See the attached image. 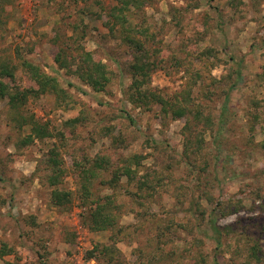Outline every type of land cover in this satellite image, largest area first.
<instances>
[{"label": "rangeland", "instance_id": "374dc122", "mask_svg": "<svg viewBox=\"0 0 264 264\" xmlns=\"http://www.w3.org/2000/svg\"><path fill=\"white\" fill-rule=\"evenodd\" d=\"M112 5V0H0V61L28 60L55 77L64 92L29 96L18 115L0 100V250L5 245L13 251L0 264H99L87 252L114 242L115 264H264V0H154L131 17L132 24L146 20L154 37L148 47L159 50L148 88L173 99L187 83H196L192 97L209 124L191 116L172 120L157 104L128 99L145 88L131 86L126 72L131 51L119 33L109 32L105 14ZM79 48L110 73L102 92L56 63L59 54L70 62ZM207 48L211 53L201 57ZM229 75L235 87L226 100L228 86L221 79ZM6 81L19 89L33 86L21 68ZM252 114L259 118L250 131ZM21 117L32 123H20ZM77 117L82 121L74 133L67 131L63 123ZM33 123L53 136L35 137ZM60 132L65 142L56 138ZM29 135L33 142L25 144ZM54 143L67 170L59 187L73 195L66 208L49 205L51 188L42 182L45 166H39ZM96 154L106 162L94 168L89 189L100 203L112 198L113 231H90L91 206L78 201L74 156ZM120 166L130 167L136 178L113 180ZM138 178L149 186L133 197ZM217 202H238L240 208L221 216ZM202 210L222 228L220 250L209 238L214 233ZM252 241L260 251L257 260L248 258Z\"/></svg>", "mask_w": 264, "mask_h": 264}, {"label": "trees", "instance_id": "16d2710c", "mask_svg": "<svg viewBox=\"0 0 264 264\" xmlns=\"http://www.w3.org/2000/svg\"><path fill=\"white\" fill-rule=\"evenodd\" d=\"M152 1L154 0H112L113 5L105 14L108 19L107 24H110L109 32L113 34V36L115 32L119 33L118 36L121 39V42L131 51V60L127 63L126 68V72H129L131 75V86H141L145 88L139 93L136 99H133L132 94L129 95L128 99L138 105L145 104V106H148L151 103L157 104L161 107V112L166 116H170L172 120H179L186 116H191V121L195 123H200L203 120H206L209 124V120L203 116L199 103H196L192 97V87L195 86L196 83H187L186 87L181 92L175 93L172 97L173 99H165L160 92L148 88L151 81V73L159 67L158 61L156 60L159 50H156V48L154 49L153 47L152 49L148 47L150 42L154 40V37L153 34L149 33L146 20L140 19V22L132 24L131 17L134 14H139L140 11ZM97 2V4L101 7L102 4L99 1ZM210 53L209 48H207L202 51L201 57L207 56ZM19 60V65H12L8 60H5L4 62L0 61V100L6 99L11 110L15 111L17 115L19 109L25 105L29 96L38 98L45 93H50L56 97H60L64 94V92L59 88L55 77L44 73L38 65L33 64L28 60ZM62 60L63 59H61L59 54L56 57V63L59 64V67L67 69L70 74L75 75L83 84L90 87L95 92H102L110 81V73L107 71L105 65L100 61H95L92 54L84 49L79 48L77 50L76 57L71 58L70 62ZM73 65L76 66V69L71 71ZM19 68L22 69L26 75V79L29 80L33 86L26 89H19L8 85L6 80H13L14 75ZM196 76L198 77V75ZM229 77L230 75L221 79L222 81L227 82L228 86L225 93H223L226 100L228 99L229 92L235 87V84ZM260 77H264V74ZM221 80H212V82L218 85ZM252 104L254 106H258L260 102L253 101ZM226 111L227 107L225 101L222 113L224 114ZM258 118L259 115L257 114H252L250 116L249 119L253 121V124L250 126V131L254 130V123L258 121ZM81 121L82 119L77 117L70 119L63 124L67 131L74 133L75 128ZM129 122L131 124L134 123L131 118H129ZM20 123L30 125L32 122H29L25 118L21 117ZM186 124H189V122ZM32 131L35 137L41 139L53 136L52 133L48 131L47 127H42L35 123H33ZM262 132L264 133V127L262 128ZM109 136L111 137V134ZM56 138L59 142L66 141L63 133L61 132L58 133V135L56 134ZM112 139L113 138L111 137V140ZM214 139L217 140L216 136ZM114 141L116 142V138ZM31 142H33V137H31V135L24 139L25 144H29ZM218 143L219 142L216 141L217 147L219 146ZM60 151L61 147L58 144H52L47 153H45L40 159L39 166H45V168L41 170L44 172L42 176L43 179H41L42 182H45L44 184L51 188L49 205L55 208H66L67 205L71 203L73 195L70 191H66L65 189H61L59 187L62 182L61 179H63L67 174V170L62 167V154ZM184 155L187 156L185 153ZM105 160L106 157H102L99 154H96L91 159L85 155H82L80 158H78L77 155L74 156L73 176L75 177L78 185V201L84 206L87 204H90L91 206L89 213L87 214V220L88 228L92 232L113 231L117 226V218L112 211L114 208L112 198L103 197L102 200L104 202L100 203L99 201L101 199H93L89 189V184L94 174V168L101 170L103 164L106 162ZM39 166L36 167L35 175H39ZM106 168L107 167H104L105 170ZM113 175V180H117L121 177L134 180L137 173L128 166H120L113 170ZM148 186V182H142L141 178H138V191L137 193L132 194L133 197L139 196L138 194L142 191V188ZM202 196L200 194L196 199V201H198L194 206L197 210L201 208L199 207V199H201ZM204 196V200L211 202V198L208 194ZM237 204L238 202H228L227 205L224 202H217L215 204V208L221 211V216H226L227 214H235L238 211V208L240 207ZM205 214V210L200 212L202 220L209 223L211 230L214 233V235L209 238L216 243L215 249L220 250L222 245L221 241L223 240L221 232L222 228L216 227L211 216H206ZM110 240L114 241L115 239L111 237ZM252 242L253 245H251L248 250V258L257 260L258 253L260 251L257 242ZM114 243L110 245L96 244L90 251L87 252V258L98 262L99 264H115L118 250ZM11 252L13 251L11 249H7L4 245L1 247L0 257Z\"/></svg>", "mask_w": 264, "mask_h": 264}]
</instances>
